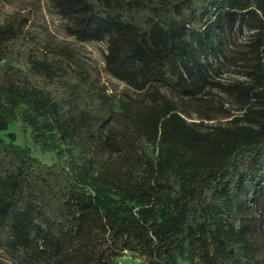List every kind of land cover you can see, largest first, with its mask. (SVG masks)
I'll return each instance as SVG.
<instances>
[{"label": "trees", "instance_id": "16d2710c", "mask_svg": "<svg viewBox=\"0 0 264 264\" xmlns=\"http://www.w3.org/2000/svg\"><path fill=\"white\" fill-rule=\"evenodd\" d=\"M104 69L146 98L118 99L84 70L0 26V131L17 117L46 163L0 136V249L17 264H259L264 199V0H52ZM238 64L243 79L221 81ZM181 100L217 87L232 124L189 121ZM184 261L185 263H183ZM122 264V263H121Z\"/></svg>", "mask_w": 264, "mask_h": 264}, {"label": "rangeland", "instance_id": "374dc122", "mask_svg": "<svg viewBox=\"0 0 264 264\" xmlns=\"http://www.w3.org/2000/svg\"><path fill=\"white\" fill-rule=\"evenodd\" d=\"M12 24L19 26L25 36L39 49L52 52L70 61L77 68L84 70L88 80L95 86L105 89L113 96L114 106L118 99L132 98L140 100L147 97L145 91H139L107 73L104 69V40L79 41L67 32L68 20L60 15L53 6L52 0H0V26ZM244 75L238 64L225 65L218 77L221 81L243 79ZM160 89L174 101L189 121H200L206 124H232V119L242 114L237 97L228 95L217 87L208 89L198 99L181 100L176 98L166 86ZM14 133V141L26 146L29 152L46 163L61 162L55 150H43L30 135V128L19 117L10 122L0 136L8 140V134ZM253 231L251 240L259 264H264V199L253 211ZM142 256L138 253L125 252L115 258L116 264H139ZM185 263L184 261H182ZM0 264H17L0 249Z\"/></svg>", "mask_w": 264, "mask_h": 264}, {"label": "built area", "instance_id": "2783aa9c", "mask_svg": "<svg viewBox=\"0 0 264 264\" xmlns=\"http://www.w3.org/2000/svg\"><path fill=\"white\" fill-rule=\"evenodd\" d=\"M125 252H127V250H124Z\"/></svg>", "mask_w": 264, "mask_h": 264}]
</instances>
